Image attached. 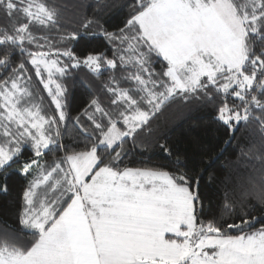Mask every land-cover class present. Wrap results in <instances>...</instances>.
Returning <instances> with one entry per match:
<instances>
[{
    "label": "snow or ice",
    "instance_id": "1",
    "mask_svg": "<svg viewBox=\"0 0 264 264\" xmlns=\"http://www.w3.org/2000/svg\"><path fill=\"white\" fill-rule=\"evenodd\" d=\"M123 6L112 31L87 18L69 30L52 0H0V190L11 172L27 180L20 227H0V264H264V0ZM96 36L104 50L78 55L75 46ZM81 68L99 83L83 82L90 98L72 117L65 81ZM32 72L47 112L30 90ZM171 103L206 109L224 144L241 126H259V147L248 150L258 175L250 188L225 185L219 214L201 187L212 165L189 168L163 134L151 143L171 170L121 167L148 147L143 137ZM69 122L84 137L81 150L62 142ZM52 151L64 155L45 161Z\"/></svg>",
    "mask_w": 264,
    "mask_h": 264
},
{
    "label": "trees",
    "instance_id": "2",
    "mask_svg": "<svg viewBox=\"0 0 264 264\" xmlns=\"http://www.w3.org/2000/svg\"><path fill=\"white\" fill-rule=\"evenodd\" d=\"M52 3L60 6L69 30L79 27L80 23L87 18L98 20L104 28L112 31L115 27L122 26L121 22L129 11L123 6L125 0H52ZM89 31L98 33L100 29L93 24ZM104 48L105 42L101 36L82 39L75 46L78 55L81 54V49L103 51ZM156 67L159 70V67ZM108 76L109 73L104 72L99 80H107ZM74 77V80L65 81L69 89L68 111L72 117L80 112L90 98V93L83 82L93 87L99 83L96 77L83 68L76 70ZM31 88L37 94V88L33 85ZM39 88L43 91L42 86L39 85ZM151 127L153 136L143 137L144 143L148 144L146 149L131 150V145H125L131 153L121 167H160L171 170L168 167L170 161L163 151L151 143L156 135L163 134L167 137L168 144L174 147L181 158L188 157L189 168L199 172L205 168L206 164L212 165L203 175L201 187L206 195H211L213 211L217 214H219V209L216 205L221 201L219 192L225 185L228 187L242 185L250 188V180L258 175L254 172V168L259 169V161L255 160L253 153L248 151L253 145L259 147L261 133L258 125L241 126L235 133V139L231 141V144H224L223 140L227 137L224 136L223 129L218 130V126L212 123V118L206 109L199 108L195 104L171 103L157 115ZM62 142L75 150L83 149L85 143L79 129L71 122L67 124ZM29 155L31 153L26 152L22 160ZM62 155H64L62 151H52L45 154L43 159L50 161ZM17 167L19 165H13V168ZM3 183V173H0V185ZM26 184L27 180L23 176L14 172L10 173L7 180V191L0 190V227L13 230L20 227L17 223V209L22 203V192ZM249 201L255 202V197L250 196ZM205 204L208 205L209 201L206 200ZM253 214L259 215L260 213ZM228 222L231 223L232 220ZM260 227L259 223L255 225V229Z\"/></svg>",
    "mask_w": 264,
    "mask_h": 264
},
{
    "label": "rangeland",
    "instance_id": "3",
    "mask_svg": "<svg viewBox=\"0 0 264 264\" xmlns=\"http://www.w3.org/2000/svg\"><path fill=\"white\" fill-rule=\"evenodd\" d=\"M31 75H32V80H31V83L29 85L30 90L32 91V88H31L32 85L35 86V88H37V94L34 93V91H32L33 95L37 98L38 102H40L42 104L44 111L47 112L50 98L47 96V92L44 89L42 91L39 88V85L40 86H42V85L39 82V79L35 76L34 72H32Z\"/></svg>",
    "mask_w": 264,
    "mask_h": 264
}]
</instances>
